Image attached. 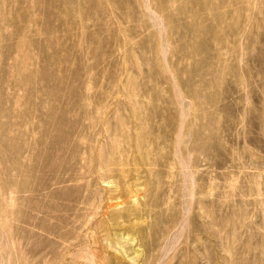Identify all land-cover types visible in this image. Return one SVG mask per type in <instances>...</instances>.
<instances>
[{"label": "rangeland", "instance_id": "rangeland-1", "mask_svg": "<svg viewBox=\"0 0 264 264\" xmlns=\"http://www.w3.org/2000/svg\"><path fill=\"white\" fill-rule=\"evenodd\" d=\"M0 264H264V0H0Z\"/></svg>", "mask_w": 264, "mask_h": 264}]
</instances>
